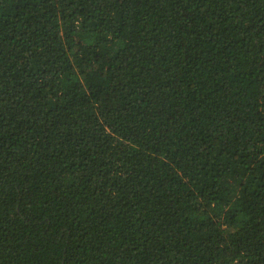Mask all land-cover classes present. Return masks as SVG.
<instances>
[{"label": "trees", "instance_id": "16d2710c", "mask_svg": "<svg viewBox=\"0 0 264 264\" xmlns=\"http://www.w3.org/2000/svg\"><path fill=\"white\" fill-rule=\"evenodd\" d=\"M0 264H264V0H0Z\"/></svg>", "mask_w": 264, "mask_h": 264}]
</instances>
